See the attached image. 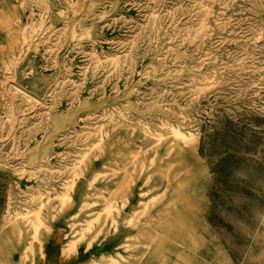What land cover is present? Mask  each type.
I'll return each mask as SVG.
<instances>
[{
  "label": "rangeland",
  "instance_id": "obj_1",
  "mask_svg": "<svg viewBox=\"0 0 264 264\" xmlns=\"http://www.w3.org/2000/svg\"><path fill=\"white\" fill-rule=\"evenodd\" d=\"M122 228L264 264V0H0V264Z\"/></svg>",
  "mask_w": 264,
  "mask_h": 264
},
{
  "label": "crops",
  "instance_id": "obj_2",
  "mask_svg": "<svg viewBox=\"0 0 264 264\" xmlns=\"http://www.w3.org/2000/svg\"><path fill=\"white\" fill-rule=\"evenodd\" d=\"M128 195L129 205H134L132 202L138 193L133 188ZM75 200L78 201V194ZM63 227L62 221L54 224L56 235L60 238ZM127 233L130 230L122 228L117 234L112 233L101 239H39L35 243L41 245L42 251L37 253L35 264H107L109 257L126 254L123 245L131 243V239H125ZM73 242L75 245L71 249ZM131 264H134V259Z\"/></svg>",
  "mask_w": 264,
  "mask_h": 264
}]
</instances>
